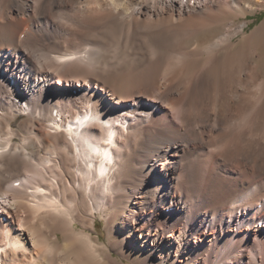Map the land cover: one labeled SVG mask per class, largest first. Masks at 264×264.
<instances>
[{
	"label": "bare ground",
	"instance_id": "bare-ground-1",
	"mask_svg": "<svg viewBox=\"0 0 264 264\" xmlns=\"http://www.w3.org/2000/svg\"><path fill=\"white\" fill-rule=\"evenodd\" d=\"M257 10L0 0V264H264Z\"/></svg>",
	"mask_w": 264,
	"mask_h": 264
},
{
	"label": "rangeland",
	"instance_id": "rangeland-1",
	"mask_svg": "<svg viewBox=\"0 0 264 264\" xmlns=\"http://www.w3.org/2000/svg\"><path fill=\"white\" fill-rule=\"evenodd\" d=\"M258 11V12H257ZM256 12H248L247 16H241V18L236 19V24L241 25L244 21L248 22V25L245 27L246 33L252 32L256 27H258L260 24L264 21V10H257ZM231 19V18H230ZM224 26H217L215 28L210 29V31L206 34H202L199 36L200 40H204L206 38H212L215 35H217L219 32L224 30ZM243 34H239L236 36V39L240 38ZM207 36V37H206ZM157 168L161 169V166H157ZM106 220L103 217V215L98 214L97 215V230L93 232L94 237L99 238V241H106ZM251 236H254L255 240V232L251 233ZM101 237V238H100ZM251 245H248L249 248H251ZM115 257H118V254L115 252H112ZM125 263L127 264H133L131 261L125 259Z\"/></svg>",
	"mask_w": 264,
	"mask_h": 264
}]
</instances>
